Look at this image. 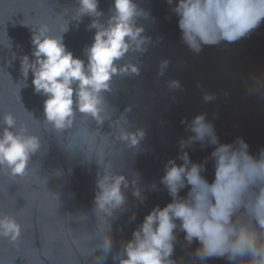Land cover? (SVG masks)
<instances>
[{
  "label": "water",
  "instance_id": "95a60500",
  "mask_svg": "<svg viewBox=\"0 0 264 264\" xmlns=\"http://www.w3.org/2000/svg\"><path fill=\"white\" fill-rule=\"evenodd\" d=\"M112 3L100 0L102 21L110 15ZM137 3L149 13L137 23L151 41L145 52L128 56L141 71L114 77L112 91L105 93L110 119L103 124L77 114L71 128L56 130L44 121L45 97L34 92L31 72L23 86L21 60L31 57L33 26L47 24L59 32L68 24L64 42L86 61L84 48L96 31L88 28L93 17L86 15L79 22L72 18L77 0H0V117L13 113L18 125H27L41 140L24 175L0 168V216L14 217L21 225L16 240L0 237V264H113L145 215L171 201L160 179L167 161L177 157L181 138L191 134L182 120L206 114L222 143L243 138L253 154L264 149V20L238 41L205 45L194 53L182 41L179 17L167 0ZM165 60L167 68L160 75ZM175 80L179 88L169 86ZM206 94L213 99L206 101ZM122 116L131 130L143 129L138 148L117 139ZM185 150L192 161L202 162L213 147L197 143ZM108 166L129 181L136 178L146 198L141 203L130 184L124 189L126 203L112 218L97 212L95 199L97 181ZM205 175L210 181L214 178L211 159ZM110 219L114 243L104 258L100 246ZM183 237L180 233L172 258L177 264H198L197 244L188 246ZM208 264L227 260L213 258Z\"/></svg>",
  "mask_w": 264,
  "mask_h": 264
},
{
  "label": "clouds",
  "instance_id": "9594fccd",
  "mask_svg": "<svg viewBox=\"0 0 264 264\" xmlns=\"http://www.w3.org/2000/svg\"><path fill=\"white\" fill-rule=\"evenodd\" d=\"M167 2L179 17L182 41L194 53L205 45L238 41L264 20V0ZM99 3L77 0L72 17L78 22L86 15L93 17L88 28L96 31L93 42L84 48L86 61L68 50L64 42L68 24L59 32H53L47 24L32 25L31 57L24 55L21 60L23 86H27L31 72L34 92L45 97L44 121L56 130L71 128L77 114L103 124L110 119L105 93L112 91L114 77L141 71L128 54L146 51L151 38L142 35L144 27L137 18L149 13L137 0H113L110 15L102 21L104 13ZM167 65V60L161 62L160 75ZM169 86L179 88L180 82L170 81ZM212 99L211 94L205 95L206 101ZM0 121V168L6 167L12 175H24L33 154L41 148V140L29 132L27 125H18L11 112L4 113ZM181 122L191 134L181 138L177 157L167 161L160 179L171 201L145 215L132 238L113 257V264H177L172 257L180 233L186 245L197 244L194 259L198 264H208L213 258H224L227 264H264V149L253 154L243 138L222 143L206 114ZM127 123L123 117L117 139L129 148H138L145 133L139 128L131 130ZM197 143L202 148L213 147L210 157L202 162L192 161L185 150ZM209 159L214 164L211 181L205 175ZM97 183L96 210L106 218H112L114 210L126 203L124 189L130 184L141 203L146 199L136 178L129 181L110 166L104 168ZM152 188L157 190V185ZM184 189L186 195H181ZM20 232L21 225L14 217L0 216V237L16 240ZM113 243L110 219L100 246L104 258Z\"/></svg>",
  "mask_w": 264,
  "mask_h": 264
}]
</instances>
